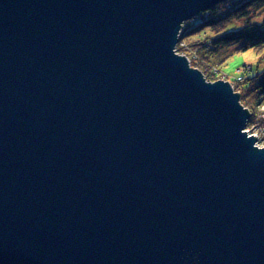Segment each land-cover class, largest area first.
Wrapping results in <instances>:
<instances>
[{"label":"water","instance_id":"water-1","mask_svg":"<svg viewBox=\"0 0 264 264\" xmlns=\"http://www.w3.org/2000/svg\"><path fill=\"white\" fill-rule=\"evenodd\" d=\"M222 1L0 0V264H264L250 113L175 50Z\"/></svg>","mask_w":264,"mask_h":264},{"label":"trees","instance_id":"trees-1","mask_svg":"<svg viewBox=\"0 0 264 264\" xmlns=\"http://www.w3.org/2000/svg\"><path fill=\"white\" fill-rule=\"evenodd\" d=\"M181 42L185 45L179 46ZM175 49L203 73L234 53L264 51V0H224L201 11L182 24ZM236 81L244 101L258 106L264 93V66Z\"/></svg>","mask_w":264,"mask_h":264},{"label":"rangeland","instance_id":"rangeland-1","mask_svg":"<svg viewBox=\"0 0 264 264\" xmlns=\"http://www.w3.org/2000/svg\"><path fill=\"white\" fill-rule=\"evenodd\" d=\"M177 43H179V39ZM184 45V42H181L179 44V46ZM176 52L178 53L177 50ZM184 56L187 57L186 55ZM187 59L189 60L188 57ZM189 65L192 68L198 69L202 73L205 80L209 82L224 80L230 84L233 89V92L239 94L240 104L244 108H248L249 113H251V120L249 119L250 121H247V125L244 130H246L249 135H253L256 138L255 146L264 147V93L261 94L262 96L259 101V105L252 106L250 103L244 101L242 90L240 88V83L236 81L237 79H239L240 76L249 73H254L258 68L264 66L263 49L258 50L257 52L254 50H247L245 52L234 53L229 58H227L226 61H222L219 64L208 68V70L204 71V73L199 68L192 66L190 60Z\"/></svg>","mask_w":264,"mask_h":264},{"label":"bare ground","instance_id":"bare-ground-1","mask_svg":"<svg viewBox=\"0 0 264 264\" xmlns=\"http://www.w3.org/2000/svg\"><path fill=\"white\" fill-rule=\"evenodd\" d=\"M175 48H176V46H175ZM249 120V119H248Z\"/></svg>","mask_w":264,"mask_h":264}]
</instances>
